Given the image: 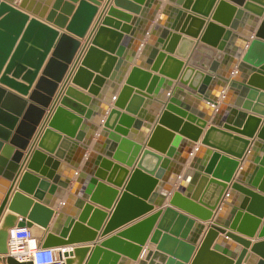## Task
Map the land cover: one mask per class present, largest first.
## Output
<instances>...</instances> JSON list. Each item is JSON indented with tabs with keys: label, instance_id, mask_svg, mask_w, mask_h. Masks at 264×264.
Here are the masks:
<instances>
[{
	"label": "water",
	"instance_id": "water-1",
	"mask_svg": "<svg viewBox=\"0 0 264 264\" xmlns=\"http://www.w3.org/2000/svg\"><path fill=\"white\" fill-rule=\"evenodd\" d=\"M100 1L0 0V262L33 264L8 254L12 230L28 231L42 248H62L93 240L103 224L106 234L133 221L94 246L58 251L62 264H264V0H168L160 12V0H108L88 33ZM190 21L199 22L196 32L206 23L198 42L181 34ZM243 22L252 32L245 38L238 36ZM144 38L114 106H107ZM70 65L67 86L50 106ZM155 83L166 90L159 94ZM153 100L161 107L154 104L152 120L146 107ZM96 104L102 107L91 116ZM212 111L201 140L209 149L198 146L179 178ZM144 120L152 123L146 144L137 131ZM98 123L96 139L108 137L110 145L94 144L86 154ZM83 157L100 165L80 168L57 222L45 230ZM167 196L168 206L143 216ZM70 202L82 210L77 219L63 216ZM126 203L139 210L121 218ZM187 215L213 220L198 247L191 233L204 226ZM224 223L229 230L218 226ZM256 234L253 243L240 236Z\"/></svg>",
	"mask_w": 264,
	"mask_h": 264
},
{
	"label": "crops",
	"instance_id": "crops-1",
	"mask_svg": "<svg viewBox=\"0 0 264 264\" xmlns=\"http://www.w3.org/2000/svg\"><path fill=\"white\" fill-rule=\"evenodd\" d=\"M107 3H108V0H102V1H100V3H99V5H98V11H97V13H96V15H95V17H94V19H93V21H92V24H91V26H90V29H89V31H88V33L89 32H91L92 30H93V28L95 27V25L96 24H98V22L101 20V18L103 17V11H104V9H105V7H106V5H107ZM160 3L162 4L161 6H160V9H159V11L158 12H160L161 10H162V8H163V6L164 5H166V4H170L169 2H168V0H160ZM227 15V14H226ZM165 20V19H164ZM205 20V19H204ZM208 21V20H207ZM206 21V22H207ZM260 21H261V17H260V19H259V21H258V23H257V26H256V29L258 28V25H259V23H260ZM211 22H214V21H212L211 20ZM198 23L199 22H192V21H190L189 23H188V25H187V27H186V29H185V31L184 32H181V34L182 35H185L187 38H189V39H191V40H193V41H196V42H198V40L200 39V36H201V34H202V32H203V30H204V28H205V26H206V23L204 24V25H200V27H199V29H198V33L196 32V30H197V25H198ZM156 24V18L151 22L150 21V24H149V31L151 30V28L154 26ZM163 25V24H162ZM238 28H240V32H238V36H243L242 38H245V37H247V35L249 34V33H252V32H250V29H251V27H250V24L248 23V22H243L241 25H240V27H238ZM255 29V30H256ZM186 32H188V34H186ZM196 32V33H195ZM244 32H246V34H243ZM194 34V35H193ZM255 34V33H254ZM254 34H252L253 36H254ZM216 34H213L212 35V37H214ZM246 35V36H245ZM87 37V36H86ZM85 39L86 38H81V39H79L80 40V47H79V49H78V52L77 53H81L82 52V50H83V48H84V46H85ZM248 39H250V38H248ZM145 41H146V38H144L142 41H139L140 42V47L138 48V50L136 51V54L133 56V58H132V60H130V61H128V64L125 66V68H124V70L122 71V73H120V78H119V80H117V81H114V84H116V88L118 87V89L116 90V95L114 96V99H113V101L112 102H108V105L107 106H109V107H112V106H114L113 104H114V100H116V98L119 96L118 94H120V90H121V88H122V86H123V84H124V82L126 81V79H127V77H128V75H129V73H130V70L132 69V67L135 65V62H136V60H137V57H138V52L142 49V46L144 45V43H145ZM135 42V41H134ZM236 42H237V40H230V47L231 46H236ZM179 46H181V42H179L178 43V48H179ZM195 46V45H194ZM129 47V46H128ZM194 48V47H193ZM193 48L191 49V51L193 50ZM181 49V48H180ZM183 49V48H182ZM243 52H244V50H243ZM79 53V54H80ZM79 56V55H78ZM148 58H149V55H147L146 54V56H144V60H143V62H145L144 64H147V60H148ZM181 59V58H180ZM181 60H183V62L185 61V59L184 58H182ZM228 63V59H225V61L224 62H222V64H221V69L222 70H225L228 66H229V64H227ZM72 68L73 67H71V65H70V67H69V69H68V71H67V73H66V75H65V77H64V80L59 84V86H58V89H57V91H56V95L53 97V99H52V101H51V103H50V106H52L55 102H56V99H57V95L61 92V90H62V88H65L67 85H66V81H67V79H68V77L70 76V73H71V71H72ZM150 72H152V74H156V73H154L153 71H150ZM230 79L232 78V75H230V77H229ZM166 80H168V79H166ZM170 80V79H169ZM170 81H172V82H174V80H170ZM148 83H147V86L149 87V85H150V82H151V80L149 79L148 81H147ZM67 84H68V82H67ZM65 86V87H64ZM156 88H157V90H158V92H159V94L162 92V91H164V90H166L165 88H164V85H160V84H157L156 85V83H155V85H154ZM153 86V87H154ZM260 86H264V83H260ZM147 87V88H148ZM115 88V89H116ZM209 88H212V86L211 87H209ZM85 92V91H84ZM114 92H115V90H114ZM132 96H131V93H129V95H128V98H127V101L125 102V104L127 103V104H129L130 103V101H131V98ZM187 102V104H189V105H191V102L188 100V101H186V100H183V102ZM202 102H205V101H202ZM221 102V97H219L218 98V100H217V103H220ZM124 104V105H125ZM154 104H159L156 100H153V102H152V105H150V107H149V105L146 107V115L148 116H152V120L157 116V114H156V110H155V113H153V108H155L154 107ZM261 104V103H260ZM101 107H102V104L100 105ZM100 106H99V104H96V105H94L93 106V108H92V112L93 113H90L91 114V116H94L96 113H99V111H100ZM156 106V105H155ZM159 107H161V103L158 105ZM210 106H212L214 109L216 108V106H214V105H211L210 104ZM232 106V105H231ZM50 107H48L47 109H46V112H45V114H44V116H43V119H42V122H41V124H43L44 122H46V119H47V117H48V115H49V113H50V110L51 109H49ZM156 109V108H155ZM158 109V108H157ZM198 109L199 110H202V107H198ZM122 111H125L124 109L122 110ZM203 111V110H202ZM153 113V114H152ZM209 114V117H208V121H207V123H206V127H204L203 129H202V131H201V133H200V135L198 136V140L196 141V142H194V143H192L193 144V148L191 149V152H190V154L188 155L189 157H188V159H187V161H186V163L185 164H181L180 166H181V171H180V176H179V178H181V176L183 175V173L186 171V169L188 168V164H189V162H190V160L192 159V157L194 156V152H195V150H196V148L198 147V146H200V147H202V148H204V149H209L207 146H205V145H202L201 144V140H202V137L204 136V133H205V131L207 130V128L210 126V124H211V120L213 119V118H215L214 116H216L215 115V111H212V112H210V113H208ZM96 115H98V114H96ZM261 116V115H260ZM228 117V114H220V118H221V121L223 122V121H225V118H227ZM263 117V116H262ZM152 123H149L147 120H144L142 123H141V125H140V127L138 128V135L139 134H143V138H144V141H145V144H146V142H147V140H148V138H149V136H150V133H151V131L149 130V126L151 125ZM146 126V129H143L144 127ZM97 133H96V135L93 137V139H92V141H91V143L88 145V147H86V154H89V152H91L92 150H93V146H94V144H96V145H98V148H100L101 150H103V149H105L106 147H108L110 144H109V139H108V137H105V136H103L102 138H100V139H96L97 138V135H98V132L102 129V125H101V123H98L97 124ZM188 130V132L191 134V135H194V134H196V130H195V128H189V129H187ZM38 132H39V127H38V130L36 131V136L32 139V141H31V143H30V147H28V149H26V151H24V158L27 156V154H28V152L30 151L29 150V148L31 149V147L33 146V144H34V142H35V139H36V137H37V134H38ZM97 140V141H96ZM250 140V139H249ZM96 142V143H95ZM158 142L160 143V145L161 144H163V142H164V140H162V141H159L158 140ZM190 142V141H189ZM144 144V145H145ZM145 148H148L149 149V147H147V145H145ZM73 150V149H72ZM185 150V148L183 149V151ZM212 150H214V149H212ZM76 148H75V150H74V154H76ZM155 152H157V151H155ZM72 153H73V151H72ZM164 156V155H163ZM200 158H202V156H200ZM85 162V157H83V158H81V161H80V163H79V166H78V168H76V174L70 179V185H69V187L68 188H66V189H64V191H63V193H60L61 195H59V197L57 198L58 200H60L61 202H60V205L58 206V208H54L53 209V211H54V213H53V215H52V217H51V219H50V221H49V223H48V225H47V227L45 228V230H50L51 228H52V226H54L55 225V223L57 222V220L58 219H56V216H57V214H58V212H59V210H60V206L62 205V203H63V201H64V198H66V196H67V194H69V192H70V187H71V185H72V183H74V181L76 180V178H77V175H78V172L80 171V168L85 164L86 166H88V168L89 169H92L93 167H95V166H97L98 164H97V162H95V160H91V161H89V163H87L86 164V162ZM22 164H23V162H22ZM21 164V165H22ZM100 165V164H99ZM98 165V166H99ZM126 168H127V170H131V168L130 167H128V166H126ZM88 170V169H87ZM86 170V171H87ZM59 174H64V170L62 169V171H60V173ZM82 174H84V173H82ZM84 176V175H83ZM62 177V176H61ZM117 177H118V172H116L113 176H112V178L114 179V181H116L117 180ZM124 184H125V182L123 183V186H124ZM176 186H177V182L174 184V185H172V190H175V188H176ZM82 187L83 188H85V185H83V183H82ZM147 187V186H146ZM117 189H119L120 190V187L118 186V187H116ZM156 190V189H155ZM154 192V191H153ZM30 197H31V195H30ZM87 197H89V196H87ZM53 198V200H54V196L52 197ZM35 201H36V199H34ZM83 200V199H82ZM83 201H85V202H87V203H91L90 201H89V199H84ZM168 202H169V196H167L166 197V199H165V201L162 203V205H161V207L160 206H158V205H156V203H152V206H153V208L150 210V211H146V213H145V215H143V216H148L149 214H151V213H153V212H155L156 210H158V209H162V208H164V206H168L169 204H168ZM94 206H98L97 204H93ZM44 206V205H43ZM102 209H104V208H102ZM106 212H109V209H104ZM139 210V207L138 206H136V205H133V204H130V203H126L125 205H124V207H123V210H122V214H121V218H126V217H128L130 214H134L135 212H137ZM178 211H180L179 209H177ZM81 208L80 207H76L75 206V204H71V202H70V204L68 205V208H67V211L65 212V213H63L64 215V218L65 217H69V215H72L73 217H74V219H77V217L79 216V214L81 213ZM75 212V213H74ZM182 212V211H181ZM183 213H185V212H183ZM185 214H187V213H185ZM187 216H190V217H192V215H187ZM63 218V219H64ZM192 218H194V220H196V222H198L199 224H201L202 226H204V229H202V231H201V229H196V230H193L192 231V233L191 234H193V238H192V241H193V239H194V245L196 244V247H198V245H199V243H200V240L202 239V236L204 235V233H205V231H206V226H207V224H210V223H212L213 222V220L212 219H209V220H200V219H198V218H196V217H192ZM224 218V217H223ZM231 218V213L229 214V215H227V217H226V220L227 221H229V219ZM106 221H107V219L105 220V223H106ZM133 221H131V222H128V223H125V224H123V225H121V224H119V225H114L113 227H111V229L110 230H108V233H106V234H103L102 233V230H103V232H104V228H106L105 226H106V224H105V226H104V224L102 225V227H101V229L99 230V231H96V235L94 236V239L93 240H91V241H83V242H80V243H73V244H67V245H65L64 247H62V248H54V247H52V248H54V249H56V250H58V251H63V250H67V251H69V250H71V248L72 247H77V246H79V247H82V246H94L95 244H98V243H100L101 241H103V240H105V239H107V238H109L110 236H112L113 234H115L116 232H118V231H122V230H124L127 226H129V224H131ZM157 225H155L154 226V228L156 227ZM219 227H221V228H223L224 230H229L228 229V226H227V223H224V224H222V225H218ZM18 231H21V232H19V233H22L23 232V230H18ZM237 234V233H236ZM79 236L82 238V240H84L88 235H87V233H85V231H81V233L79 234ZM219 236H224V234L223 233H219ZM240 236H242V237H244V238H246V239H248V240H250L252 243L253 242H255L256 240H257V234L254 236V237H246V236H244V235H240ZM34 240V242H35V239H33ZM196 241V242H195ZM36 243V242H35ZM228 247V246H227ZM226 248V247H225ZM149 249V247L147 246V243L145 244V245H143L142 246V251H141V253H140V255H139V257L138 258H140V257H142L144 254H145V252L147 251ZM249 250V249H248ZM89 255V254H88ZM87 255V256H88ZM86 256V255H85ZM105 259V257H104V254H101L100 255V257H99V260L100 261H106V260H104Z\"/></svg>",
	"mask_w": 264,
	"mask_h": 264
},
{
	"label": "built area",
	"instance_id": "built-area-1",
	"mask_svg": "<svg viewBox=\"0 0 264 264\" xmlns=\"http://www.w3.org/2000/svg\"><path fill=\"white\" fill-rule=\"evenodd\" d=\"M17 230H12L10 233L8 243V254L13 256L19 261L32 260L33 264H62V259L59 257L58 250L52 247L42 248L40 245L34 243V247L30 249L29 239L30 235L28 231L15 241L17 250L12 249L11 240L14 239Z\"/></svg>",
	"mask_w": 264,
	"mask_h": 264
},
{
	"label": "bare ground",
	"instance_id": "bare-ground-1",
	"mask_svg": "<svg viewBox=\"0 0 264 264\" xmlns=\"http://www.w3.org/2000/svg\"><path fill=\"white\" fill-rule=\"evenodd\" d=\"M19 230H23V232H22V233H19V232H21V231H18V230H17V231H16V235H17V236H16L14 239L11 240V246H12V249H14V250H15V249L17 250V248H18V247H16L17 245L15 244V241H16V240H19V238H20V237L25 233V231H26V230H24V229H19ZM34 243H35V242H34V240H33L32 238L29 239V244H28V245H29L30 249H32V248L34 247ZM11 255H12V254H11Z\"/></svg>",
	"mask_w": 264,
	"mask_h": 264
},
{
	"label": "rangeland",
	"instance_id": "rangeland-1",
	"mask_svg": "<svg viewBox=\"0 0 264 264\" xmlns=\"http://www.w3.org/2000/svg\"><path fill=\"white\" fill-rule=\"evenodd\" d=\"M0 264H2V263L0 262Z\"/></svg>",
	"mask_w": 264,
	"mask_h": 264
}]
</instances>
